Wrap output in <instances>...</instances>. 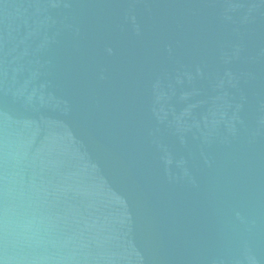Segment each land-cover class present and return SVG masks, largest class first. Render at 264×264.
Segmentation results:
<instances>
[{
	"label": "water",
	"instance_id": "95a60500",
	"mask_svg": "<svg viewBox=\"0 0 264 264\" xmlns=\"http://www.w3.org/2000/svg\"><path fill=\"white\" fill-rule=\"evenodd\" d=\"M0 264H264V0H0Z\"/></svg>",
	"mask_w": 264,
	"mask_h": 264
}]
</instances>
